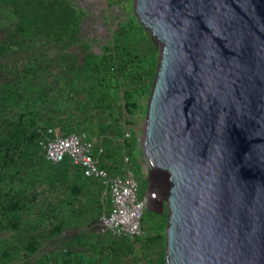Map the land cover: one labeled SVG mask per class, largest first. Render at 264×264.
Wrapping results in <instances>:
<instances>
[{
  "label": "rangeland",
  "instance_id": "374dc122",
  "mask_svg": "<svg viewBox=\"0 0 264 264\" xmlns=\"http://www.w3.org/2000/svg\"><path fill=\"white\" fill-rule=\"evenodd\" d=\"M70 1L82 17L79 39L54 44L22 36L12 9L0 0V45L7 46L0 53V145L25 112L33 139L17 153V168L4 165L0 148V203L20 210L27 204L19 230L0 228V264H166V190L147 170L143 145L160 45L138 21L134 0ZM127 90L139 107L133 113L125 108ZM49 126L85 132L113 172L123 166L124 131L132 132L129 167L144 191L159 192L138 237L123 240L99 231L108 198L101 185L81 179L78 167L46 162L35 130L41 135ZM57 226L59 232L50 235ZM33 236L36 251H26L25 241Z\"/></svg>",
  "mask_w": 264,
  "mask_h": 264
},
{
  "label": "water",
  "instance_id": "95a60500",
  "mask_svg": "<svg viewBox=\"0 0 264 264\" xmlns=\"http://www.w3.org/2000/svg\"><path fill=\"white\" fill-rule=\"evenodd\" d=\"M133 10L160 45L143 145L166 190V264H264V0Z\"/></svg>",
  "mask_w": 264,
  "mask_h": 264
},
{
  "label": "built area",
  "instance_id": "2783aa9c",
  "mask_svg": "<svg viewBox=\"0 0 264 264\" xmlns=\"http://www.w3.org/2000/svg\"><path fill=\"white\" fill-rule=\"evenodd\" d=\"M132 132L124 131L121 144L123 166L110 172L100 165L102 149L96 150L85 132L63 134L57 126L41 132L39 145L45 160L50 164L68 161L79 167L87 178L98 180L102 194L108 198L99 216V231L114 237H138L143 231L144 212L157 200L158 191H144L134 171L129 167L131 156L127 140ZM147 170L151 171L147 167Z\"/></svg>",
  "mask_w": 264,
  "mask_h": 264
},
{
  "label": "trees",
  "instance_id": "16d2710c",
  "mask_svg": "<svg viewBox=\"0 0 264 264\" xmlns=\"http://www.w3.org/2000/svg\"><path fill=\"white\" fill-rule=\"evenodd\" d=\"M3 4L9 6L13 13L15 14L17 21H16V28L22 34V36H29V37H37L41 40H45L49 43L54 44H70L79 39V30L81 27V14L76 9L75 5L70 0H2ZM7 46L0 45V53L6 52ZM113 67V65H112ZM107 92V91H105ZM124 100H125V108L127 112L133 113L139 107L134 101V93L132 91H125L124 93ZM105 101V99H104ZM27 113H21V115L17 116V125L14 126L12 135L9 137L2 136L3 142L0 145L1 149H4V165L10 166L13 168L19 167V160L17 159V153H23L24 148L30 147L27 141L33 140L32 137L29 136V130L25 128L26 124L23 120V116ZM52 121L55 120V116L50 117ZM15 122H11L14 124ZM62 124H64L62 122ZM35 127V122L32 124ZM62 128V126H61ZM34 129V128H33ZM34 131V130H33ZM63 134H68L70 131H65L64 128L61 129ZM1 136V133H0ZM35 137H41L40 134L36 133L35 130ZM134 138L132 136L127 140V146L129 148L130 153V146L129 141L130 139ZM36 142H34V145ZM39 144V142H37ZM41 148V146H40ZM42 149V148H41ZM121 150V149H120ZM45 159V158H44ZM47 162V161H46ZM62 165L66 164L69 168H76L77 166L71 164L68 161L61 162ZM100 165L105 167L110 172H113L111 168L107 165L106 162L101 159ZM79 168V167H78ZM80 173L79 176L82 180L86 182H94L99 185L101 183L93 178H87L83 175L82 170L79 168ZM84 183V182H83ZM82 186L78 185L75 186L74 193H79L81 191ZM102 188V186H101ZM21 206L16 204H8L0 203V228L1 229H14L19 230L20 226L23 224V218L21 217L22 211L27 210V204H23V209H19ZM103 208V205H102ZM25 214V213H24ZM144 219H145V212H144ZM27 225H31V223L27 220ZM29 228L36 229L33 225ZM29 232V229H26ZM60 228L57 226L50 230V235L52 233L59 232ZM38 236V235H37ZM125 240V237H121ZM36 236H33L31 240H26L24 248L26 251L34 252L36 251ZM20 248L17 249V251ZM5 254L11 255L10 252H5Z\"/></svg>",
  "mask_w": 264,
  "mask_h": 264
}]
</instances>
